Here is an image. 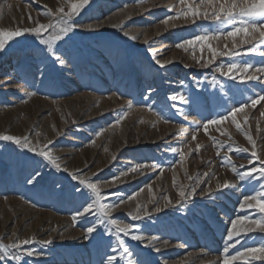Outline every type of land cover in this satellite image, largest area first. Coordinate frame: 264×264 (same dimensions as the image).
I'll return each instance as SVG.
<instances>
[{"label":"rangeland","instance_id":"rangeland-1","mask_svg":"<svg viewBox=\"0 0 264 264\" xmlns=\"http://www.w3.org/2000/svg\"><path fill=\"white\" fill-rule=\"evenodd\" d=\"M62 2L0 0V29L33 27L29 16L47 23L48 18L42 14L45 6L55 11ZM181 8L179 0H90L74 18L77 28L59 47L58 54L66 61L63 66L53 63L54 58L42 52L43 46L28 34L10 41L0 51V135L28 136L34 145L41 146L52 141L48 148L59 158L62 168L72 172L79 169L92 182L105 185L101 188L105 195L101 203L123 199L112 216L138 226L139 233L157 237L154 246L160 248L157 252L128 240L133 264H218L223 258L227 226L236 218L243 196L251 193V188L245 187L222 158L225 154L231 156L237 170L252 166L248 164L252 145L245 133L264 158V117L260 115L264 102L245 109L247 122L237 115L243 131L230 120L221 125L227 135H221L213 126L209 129L216 141L213 143L203 130L207 120L238 107L249 97L264 95V76L241 83L219 76L214 67L229 62L262 67L264 57L245 55L250 45H241L237 49L241 55L218 56L212 67L200 68L192 57L211 58L207 48L202 52L196 45L194 51L189 48L185 52L177 49L176 43L210 31L231 29L203 19L193 24L190 18L185 21L183 17L170 20L166 26L163 21L176 16ZM89 24L94 26L92 30L86 28ZM113 24L120 27L114 28ZM125 31L129 37L124 36ZM232 42L221 38L212 46L223 51L230 49ZM150 49L157 59L172 63L161 69ZM259 51H264V46ZM213 75L220 83L212 84ZM29 92L36 94L29 97ZM180 94L191 97L190 102L181 104L169 99ZM146 106H151L152 111ZM178 109H183V114ZM124 112L127 117L117 125L115 121ZM157 113L169 122L165 123ZM197 127L200 130L193 141L192 133ZM196 144L201 145L198 151ZM221 144L223 148H219ZM229 145L246 147L249 152L229 153ZM189 148L193 151L181 161L179 150L187 153ZM154 162L158 168L144 167L137 173L120 176L136 164ZM36 172L40 173L36 183L27 184ZM197 176L201 178L200 186L188 202L152 212L150 219L131 220L128 214L135 212L136 204H148L153 197L161 207L165 195L175 204L179 186L194 184ZM114 177L119 181L113 183ZM224 180L233 187L216 192V183ZM77 183L68 172H57L42 157L12 142L0 141V244L12 242L13 233L19 239H34L36 243L24 247L35 249L37 254L25 256L23 264H104L107 255L113 254L115 240L107 235L101 238L103 226L93 234L95 239H84L85 229L94 222L90 215L73 224V215L85 203L75 191ZM209 188L214 194L203 195ZM134 194L135 199L129 201L127 198ZM148 208L151 211L153 204ZM245 213L253 218L260 215L256 209L239 212ZM262 235L250 234L249 245L257 246ZM45 240L52 243H40ZM165 241L168 247L162 246ZM127 259L122 264H127Z\"/></svg>","mask_w":264,"mask_h":264},{"label":"snow or ice","instance_id":"snow-or-ice-1","mask_svg":"<svg viewBox=\"0 0 264 264\" xmlns=\"http://www.w3.org/2000/svg\"><path fill=\"white\" fill-rule=\"evenodd\" d=\"M90 3V0H63L61 5L53 11L52 9L45 6V11L42 13L48 18L47 23H41L39 19L33 20L29 16V21L34 24L30 28H17L16 30H5L0 29V51L5 50L6 46L10 41H13L17 37L24 36L28 34L33 37L34 41L38 42L42 52L48 54V56L53 57V63L58 62L59 65L63 66L66 61L62 58L59 52V47L61 43L65 41L69 33H73L77 28L74 18L77 17L86 5ZM182 8L177 11L176 16L167 17L163 23L168 26L170 20H176L181 17L187 21L189 18L194 24L197 19H203L206 21H212L214 23L230 26L231 30H215L200 35H196L192 39H182L180 42L176 43L175 47L177 49H183L185 52L192 48L195 50L196 45L200 46L201 51L207 48L208 52L211 53V58L204 59L203 57L197 58L193 55L192 59L200 68H210L213 66L216 58L218 56L222 57H235L241 55L240 51H237L241 45H250L244 51L245 55L258 54L264 57V51H259L260 46H264V0H179ZM172 24L171 27H175ZM93 25L89 24L86 26L88 30L93 29ZM112 27L119 28V25L113 24ZM124 36L129 37V32L125 31ZM131 39L135 40L136 36H130ZM221 38L224 40L231 39L232 47L225 48V50L220 51L212 46L213 41H219ZM239 38V42H237ZM148 43V40H145ZM150 51H153L150 49ZM153 59L155 64L161 69L165 68L167 64L172 63L170 60L161 61L157 59L153 51ZM188 67V65H185ZM213 71L218 73L219 76L225 77L228 80H239L241 83L245 81H257L264 76V66L255 67L251 63H236L229 62L226 65L220 64L214 67ZM43 75V73H42ZM212 84L216 85L220 83L217 77L213 75ZM223 88V85H220ZM151 91V90H149ZM34 92H29L28 96L31 97L35 95ZM149 97L146 96L145 99ZM169 99L177 101L181 104H188L191 97L184 94L179 96H170ZM264 102V95H259L258 97H249L243 104L238 107L234 106L223 115L217 118L207 120L203 123V130L205 135H209L210 139H213V143H216L215 139L209 134V129L215 127L217 132L221 135H227L226 131H221V125L224 122L231 121V124L239 131H243L241 123L237 119V115L241 114L244 121H248V114L245 109L255 108L258 104ZM129 108L132 107V102H128ZM148 107L149 111H152L151 106ZM178 111L183 114V109H178ZM128 113L124 112L123 115L115 121L118 125ZM165 123H168V119L160 116ZM261 117H264V111L260 113ZM186 118V117H185ZM144 123V121H141ZM200 130L199 127L192 133L193 141L196 140V132ZM181 131H184L181 129ZM59 135V133H57ZM97 136L100 135L98 132ZM245 137L249 144L252 145V150L250 153V158L248 159V164L252 165L247 170H237L235 165H232L231 156L225 154L222 158L224 164L231 165L232 172L236 177L245 182V187L251 188V193L244 195L243 199L239 202V208L236 218L230 220V226H227L226 236L224 239V247L222 250L223 258L218 261V264H236L237 261H241L242 264H254L255 261L264 262V235L260 238V243L257 246H250L249 241L252 239L250 234L260 233L264 234V158H261L255 149V141L250 135L245 133ZM0 141L12 142L22 149H26L28 152L34 153L38 157H42L44 161L47 162L52 168L57 172L65 171L73 181H77V185H74L75 191L84 197L85 203L81 210H78L72 217L73 224L78 223V218L92 216L94 217V222L85 229L84 239L90 240L95 239L93 235L97 229L101 226L104 228V232L101 234V238L105 235L114 237L115 246L112 247V253L107 255L104 264H122V262L127 257V264H133L131 257L133 252L129 247L128 240L139 242L145 247H152L154 251L159 252L160 248L154 246V241L157 240L155 236H146L142 233L136 231V225L129 223H123L112 216V212L124 203L121 199L118 203H101L105 199V195L102 194L101 188L105 185L92 182L91 179L83 174L81 170L77 169L75 172L68 171V169L62 168V164L59 158L52 154L49 150L48 145L52 144V141H48L47 144L41 146L39 143L33 144L28 136H15V135H0ZM186 147V145H185ZM201 145L196 144V150L200 149ZM224 145H219V148H223ZM107 150V149H106ZM172 151H177L173 149ZM193 150L188 149L186 153L183 149L179 150L180 160L183 161L186 155H189ZM227 151L237 152V153H247L249 149L246 147L236 146L233 148L231 145L228 146ZM219 156V150L217 151ZM254 161L257 163L254 164ZM87 167V166H86ZM152 167L158 168L157 163H152L151 165L136 164L129 168L127 172L122 171L120 176H127L129 172L137 173L141 168ZM242 168L244 166H241ZM162 171V169H161ZM143 174V173H140ZM95 175V174H94ZM208 176L209 173H205ZM40 176L39 172H36L30 178L27 179V184L34 185ZM189 180H193V177H188ZM119 181V177L113 178V183ZM122 182V181H121ZM255 182V184H253ZM201 183V178L197 176L195 182L192 185H180L177 191L178 199L173 201L165 195L163 197L164 204L159 206L158 202L155 201V197L149 199L148 204H153L151 211L148 208V204H136L135 212H130L128 215L131 220H141L150 219L151 213H159L163 209L174 207L185 202H188L192 197L196 195L197 188H199ZM173 184L175 186V178L173 179ZM59 187V186H58ZM233 185L228 181L224 180L223 183L219 181L216 183V192H222L226 188H231ZM62 190V189H61ZM151 192V188H149ZM203 195H213V190L211 188L207 189L202 193ZM135 195L129 196L127 199L129 201L135 199ZM245 209H256L260 213L258 218H253L252 215L245 213L240 215L239 212ZM127 238V240L125 239ZM36 243L34 239L26 238L19 239L15 233H13V240L7 244H0V261H11L15 264H23V258L25 256L32 257L35 252L33 248H25L26 245H32ZM40 243L44 245L51 244V240L41 241ZM239 245V248L237 247ZM163 247H168V242L165 241L162 245ZM15 250V251H12ZM231 250V251H230ZM234 251V254H233ZM139 264V261H136Z\"/></svg>","mask_w":264,"mask_h":264}]
</instances>
